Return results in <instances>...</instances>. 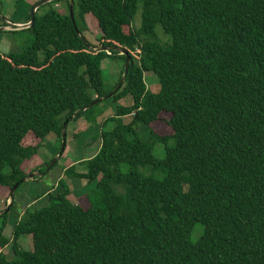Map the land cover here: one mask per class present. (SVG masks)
<instances>
[{
	"label": "trees",
	"instance_id": "obj_1",
	"mask_svg": "<svg viewBox=\"0 0 264 264\" xmlns=\"http://www.w3.org/2000/svg\"><path fill=\"white\" fill-rule=\"evenodd\" d=\"M60 2L66 13L54 7ZM72 3L78 35L67 0L37 8L31 28L6 31L28 39L18 53H0V188L9 192L33 172L30 181L38 180L47 163L28 173L22 164L49 134L56 154L69 116L65 136L67 124L82 118L90 124L86 146L98 143L76 163L82 173L74 164L63 170L87 188L72 201L59 179L52 192L34 196L45 205L20 213L12 196L0 214V264H264V0ZM85 15L96 21L98 47L107 52L85 40ZM114 47L130 62L107 97L101 62L122 61L116 83L123 68ZM144 73L156 77L157 92L146 89ZM97 98L131 104L116 105L96 124L99 103L83 108ZM161 113L170 135L150 127ZM28 133L36 145H22ZM21 236L30 237V250L19 246Z\"/></svg>",
	"mask_w": 264,
	"mask_h": 264
},
{
	"label": "rangeland",
	"instance_id": "obj_2",
	"mask_svg": "<svg viewBox=\"0 0 264 264\" xmlns=\"http://www.w3.org/2000/svg\"><path fill=\"white\" fill-rule=\"evenodd\" d=\"M15 0H1L2 7L0 8V24L5 23L6 26H0V31H5L0 35V53H18L22 46L26 44L28 39V34L26 32L20 33L19 35L10 36L6 33L10 28L8 25L10 24H24L23 15L26 13L27 8L31 7L36 0H25V2L17 7L14 6ZM58 12L66 13V8L64 2H60L54 6ZM28 13V12H27ZM139 13L138 9L134 15L132 20V25L134 27H138L139 25ZM84 22L86 25V31L83 33V36L89 44L94 47L99 46V37L100 32L96 25V21L90 15L84 16ZM155 32L157 36H159L160 40H164V37L161 35L162 32L159 27H156ZM122 65V61H109L104 60L100 64L101 68V79L103 83V91L107 93V95L112 91L113 86L116 83L118 78V74ZM143 82L145 87L150 92H157L158 83L156 77L151 73L143 74ZM131 101L129 98H123L119 100L116 104L110 103L108 101H100L98 108L101 110V114L95 119V123H101V120L112 116L114 113V108L116 105L120 106H129ZM160 121H156L150 124V127L157 135H170L171 131L165 124V121L168 119L167 114H160ZM130 120V117L126 116L122 118L123 123H127ZM87 122H85L82 118L77 119L76 121H70L66 127V136H65V149L61 156L56 160L55 165L52 169L48 170L45 174L42 173L38 180L26 181L21 184L15 193L13 194V202L15 203V208L18 213H20L25 207L32 206V208H39L46 204V198L42 197L39 200H34V196L38 193H43L46 191H51V189H55V185L59 179H62L65 184L68 186L70 190L69 197L72 199H76L84 193V189L81 190L85 186L87 188L84 180L76 179L73 176H67L63 174V170L68 166L74 164L73 172L82 173L83 169L80 164H76L78 161L87 159L91 157L97 150L98 143L94 142L89 146L88 139L90 135V130L88 128ZM111 126L109 123L105 126V129H109ZM76 133H82L81 136H78L76 139H72V136ZM38 142L37 139L32 137L30 133L26 135V137L22 140L23 146H34ZM58 147L57 139L54 135L49 134L43 140L41 144V148L38 149L35 158L30 159L29 161H25L22 164V168L25 172L32 171L38 164L41 163H49L50 160L55 156V151ZM157 150V148H156ZM154 150V155L158 158L162 157V154H158ZM57 153V152H56ZM45 169V168H44ZM33 174H37L33 172ZM9 202L8 200V191L7 189L0 188V212L5 209L6 204ZM10 226L7 224L3 231L2 235L4 237H9ZM193 236V234H192ZM19 246L23 250L31 249V242L29 236H21L18 240ZM2 253L4 254L6 259H9L11 256L9 245L5 246L2 249Z\"/></svg>",
	"mask_w": 264,
	"mask_h": 264
},
{
	"label": "water",
	"instance_id": "obj_3",
	"mask_svg": "<svg viewBox=\"0 0 264 264\" xmlns=\"http://www.w3.org/2000/svg\"><path fill=\"white\" fill-rule=\"evenodd\" d=\"M51 1H54V0H38L36 1L30 8H29V11H28V21L24 24H10L8 25V27L10 28V30H22V29H26V28H31L32 25H33V21H34V12L37 8L41 7L42 5H45ZM68 2V16H69V19L71 21V24L73 26V29H74V32L76 35H78V32L74 26V22H73V19H72V0H67ZM1 20H2V17H1ZM1 30V28H0ZM113 50H116L119 52L120 55L123 56V68H122V73H121V76H120V79L118 80V82L116 83V85L114 86V88L112 89V91L107 95V97H110L112 96L120 87L126 73H127V70H128V66H129V62H130V57L127 53L126 50L124 49H119V48H112ZM95 51L97 52H107L109 49L108 48H105V47H96L94 48ZM103 98H97L95 99L94 101H92L91 103H89L86 107L83 108V111H85L86 109H88L89 107L99 103L100 101H102ZM73 116H69L67 120H64L63 123L61 124V128H60V146H59V149L57 151V153L55 154V156L50 160V162L47 164V166L45 167L44 172H47L50 167L56 162V160L61 156L63 150H64V146H65V126H66V123L68 120H71ZM42 174V173H41ZM40 174V175H41ZM38 175V176H40ZM35 177V174H29L27 177L19 180L18 183L14 184L10 189H9V192H8V200L9 202L6 204V207H5V210L0 212V214H3L7 209H8V206L10 205V200L13 196V193L16 189V187L18 186V184H23L24 182L26 181H30L32 180L33 178Z\"/></svg>",
	"mask_w": 264,
	"mask_h": 264
}]
</instances>
